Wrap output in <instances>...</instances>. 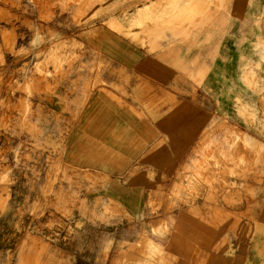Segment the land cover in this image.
Segmentation results:
<instances>
[{
  "label": "crops",
  "instance_id": "crops-1",
  "mask_svg": "<svg viewBox=\"0 0 264 264\" xmlns=\"http://www.w3.org/2000/svg\"><path fill=\"white\" fill-rule=\"evenodd\" d=\"M38 6L0 0V76L6 11L39 22ZM120 39L87 35L59 76L0 106V264H264L259 146L166 53Z\"/></svg>",
  "mask_w": 264,
  "mask_h": 264
},
{
  "label": "rangeland",
  "instance_id": "rangeland-1",
  "mask_svg": "<svg viewBox=\"0 0 264 264\" xmlns=\"http://www.w3.org/2000/svg\"><path fill=\"white\" fill-rule=\"evenodd\" d=\"M27 1L40 4L33 8L41 21H19L6 11L8 71L0 86L8 99L2 109L14 111L17 95L35 90L33 80L59 76L80 58L81 39L100 30L134 50L166 53L169 65L182 68L185 91L214 100L217 113L245 132L238 142L258 145L264 155V0ZM58 14L61 19L50 21ZM27 104L20 106L26 127ZM6 182L0 169V210Z\"/></svg>",
  "mask_w": 264,
  "mask_h": 264
},
{
  "label": "bare ground",
  "instance_id": "bare-ground-1",
  "mask_svg": "<svg viewBox=\"0 0 264 264\" xmlns=\"http://www.w3.org/2000/svg\"><path fill=\"white\" fill-rule=\"evenodd\" d=\"M136 4V3H135ZM26 26V25H25ZM60 45H62V44H60ZM65 47V46H64ZM259 47V46H258ZM59 48H62V46L61 47H59ZM63 50V49H62ZM59 54V53H58ZM62 54V53H61ZM52 55V54H51ZM69 55V54H68ZM63 56V55H62ZM50 60V59H49ZM60 61V60H59ZM49 64V63H48ZM54 65V64H53ZM146 71V70H145ZM38 75V74H37ZM37 80V79H36ZM6 99H8V98H6ZM6 102V101H5ZM242 108V107H241ZM142 113V112H141ZM246 114V113H245ZM234 139V138H233ZM235 141V140H234ZM233 142V141H232ZM234 143V142H233ZM201 144V143H200ZM230 151V150H229ZM214 159V158H213ZM209 161V160H208ZM220 161V160H219ZM210 162V161H209ZM199 165V164H198ZM212 167V166H211ZM214 167V166H213ZM213 169V168H212ZM4 170V169H3ZM222 177V176H221ZM227 180V179H226ZM194 181V180H193ZM186 183V182H185ZM197 189V188H196ZM195 189V190H196ZM201 189V188H200ZM225 190V189H224ZM5 191V190H4ZM157 195V194H156ZM150 198V197H149ZM152 199V198H151ZM148 200V199H147ZM152 201V200H151ZM150 202V201H149ZM153 205V204H152ZM157 205V204H156ZM157 208V207H156ZM157 220V219H156ZM157 222V221H156ZM173 222V221H172ZM238 236V235H237ZM239 240V239H238ZM127 252V251H126ZM132 258H135V257H132ZM131 260V259H130Z\"/></svg>",
  "mask_w": 264,
  "mask_h": 264
}]
</instances>
